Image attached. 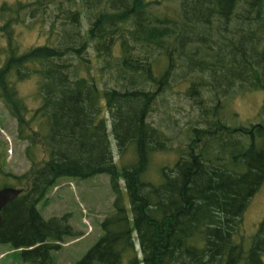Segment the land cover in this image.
<instances>
[{"label": "trees", "instance_id": "1", "mask_svg": "<svg viewBox=\"0 0 264 264\" xmlns=\"http://www.w3.org/2000/svg\"><path fill=\"white\" fill-rule=\"evenodd\" d=\"M49 9L46 42L24 45L17 24L43 28ZM0 34V97L31 161L5 171L0 149V187L22 188L3 208L0 243L26 264H56L53 250L77 232L40 201L61 177L108 173L114 208L75 264H264V217L251 246L243 220L264 182V123L221 115L223 96L264 90V0H2ZM175 75L204 111L165 165L154 155L176 149L178 133L151 115Z\"/></svg>", "mask_w": 264, "mask_h": 264}, {"label": "rangeland", "instance_id": "2", "mask_svg": "<svg viewBox=\"0 0 264 264\" xmlns=\"http://www.w3.org/2000/svg\"><path fill=\"white\" fill-rule=\"evenodd\" d=\"M8 1L15 2L17 0ZM54 17L55 12L50 10L48 19L43 23V28L41 22L33 20L30 16L27 17L26 23L17 24L16 32L21 42L24 45L30 44L29 42H46L48 27ZM32 20L34 21L33 25H31ZM57 24L61 25L60 19ZM87 24L88 19L82 18V27L85 28ZM0 42H7L6 38H1V34ZM179 78L178 75H175V79L172 77V85L163 95L165 100H159L158 107L151 115L153 121L161 124L168 131V134H172L174 130L178 133V138L173 144L176 149L171 147V150H160L154 155L157 157L156 163L165 165H171L175 162L179 152L177 147L190 140L185 130L190 123L197 124V119L201 118L204 111L203 105L187 94V83L185 81L180 84L177 83L181 82ZM20 85L22 87V83ZM239 93H234L228 97L223 96L224 103L221 110L223 120L234 126L244 125L246 127L256 122L264 123V90ZM206 94L208 93L206 92ZM212 114L210 116L214 118L220 117V114L215 115L213 112ZM236 136L244 137L246 141L249 139L247 134L238 133ZM111 139L113 149L117 152L113 134H111ZM27 143L26 139L17 136V119L10 113L6 103L0 97V149L4 150L5 153L6 159L3 165L5 171L20 174L29 169L31 161L25 153ZM158 170L160 171V167ZM158 170L154 171V174H157ZM2 184L0 180V186ZM122 184L124 185L123 180ZM114 198L115 193L108 173H98L87 178L61 177L58 183L50 187L46 196L39 203L41 212L45 217L68 213L69 220L77 232L73 235H66L61 241V247L53 250L56 264H75L87 249L98 240L102 233L101 221L107 213L113 210ZM263 217L264 182L251 196L244 211V233L246 234L247 245L251 246L253 235L258 232ZM244 238L243 235L242 240ZM0 264H26V262L23 260L20 251L15 250L10 243H0Z\"/></svg>", "mask_w": 264, "mask_h": 264}, {"label": "water", "instance_id": "3", "mask_svg": "<svg viewBox=\"0 0 264 264\" xmlns=\"http://www.w3.org/2000/svg\"><path fill=\"white\" fill-rule=\"evenodd\" d=\"M21 191L22 188L13 185H6L0 187V223L3 220V208L11 200H13Z\"/></svg>", "mask_w": 264, "mask_h": 264}, {"label": "flooded vegetation", "instance_id": "4", "mask_svg": "<svg viewBox=\"0 0 264 264\" xmlns=\"http://www.w3.org/2000/svg\"><path fill=\"white\" fill-rule=\"evenodd\" d=\"M256 124H263L262 122H256Z\"/></svg>", "mask_w": 264, "mask_h": 264}]
</instances>
